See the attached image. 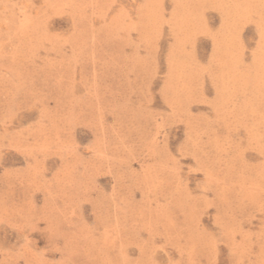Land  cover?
Masks as SVG:
<instances>
[{
  "label": "rangeland",
  "instance_id": "rangeland-1",
  "mask_svg": "<svg viewBox=\"0 0 264 264\" xmlns=\"http://www.w3.org/2000/svg\"><path fill=\"white\" fill-rule=\"evenodd\" d=\"M0 264H264V0H0Z\"/></svg>",
  "mask_w": 264,
  "mask_h": 264
}]
</instances>
